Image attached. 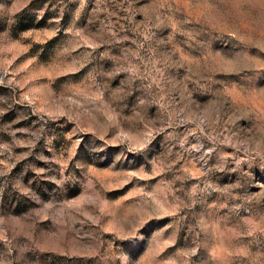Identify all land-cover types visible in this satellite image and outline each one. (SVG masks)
<instances>
[{"label": "rangeland", "instance_id": "rangeland-1", "mask_svg": "<svg viewBox=\"0 0 264 264\" xmlns=\"http://www.w3.org/2000/svg\"><path fill=\"white\" fill-rule=\"evenodd\" d=\"M0 264H264V0H0Z\"/></svg>", "mask_w": 264, "mask_h": 264}]
</instances>
